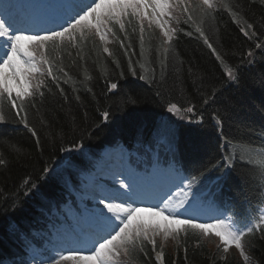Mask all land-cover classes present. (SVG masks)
Listing matches in <instances>:
<instances>
[{
    "label": "trees",
    "instance_id": "trees-1",
    "mask_svg": "<svg viewBox=\"0 0 264 264\" xmlns=\"http://www.w3.org/2000/svg\"><path fill=\"white\" fill-rule=\"evenodd\" d=\"M230 2L240 5V24L231 18L227 9L220 7L218 1L212 17L205 19L201 27L208 41L225 56L229 66L239 69L238 85L223 77L219 62L196 32L193 20L200 23L196 3L175 23L177 26L170 46L154 27L143 24L141 33L140 22L132 19L131 24L126 23L125 32H120L118 26L113 28L119 40L110 35L112 56L103 52L98 36L89 37L80 49L50 53V59L62 58L64 70L73 79L67 84L61 79L60 87L64 88L65 95H60L51 84V78L43 77L51 94L45 92V98L34 109H28V120L36 129L39 144L15 117L8 100L3 101L6 122L0 123V134L10 138L11 145L18 151L0 141V153L7 157V163L0 165V191L5 196L17 197L22 204L12 211L11 200L5 203L0 198V256L14 258L18 264L24 258L21 243L10 231V225L17 224L27 231L54 221L53 209L62 204L66 193L61 175L53 170L64 152L62 146L71 148L72 141L81 142L88 153L96 156L108 145L137 148L139 144L150 143L168 103L181 99L185 102L191 100L196 105L195 112L189 114L196 122L181 124L177 130L182 167L190 174L194 167L210 162L222 163L231 154L233 166L228 170L222 191L217 193V203L242 223L259 215L257 206L264 205V87L261 86L264 80V0ZM245 11L247 16L243 15ZM190 15L192 19H189ZM245 20L253 24L254 35L250 34V37L240 31ZM120 40L124 41V47H121ZM162 43L169 48L168 68L163 76L159 71ZM257 43L260 48L255 47ZM125 48H128L127 53ZM249 51L253 53L251 62L247 55ZM132 68L136 69L135 76ZM175 68H179V72ZM53 72L60 75L55 68ZM85 73L90 79L85 78ZM153 75L158 83L152 82ZM109 82H116L118 89L109 92ZM209 82L223 91L215 102L204 105L200 103V97L207 94ZM201 88L205 91L201 92ZM158 89L160 95H157ZM125 93H134L138 97L137 105L122 108L120 101ZM105 110L111 114L108 123L102 121ZM218 119L222 121L219 127ZM52 140L57 142L55 146ZM72 160L74 164L81 161L76 155ZM193 160L196 165L191 163ZM45 166L52 171L42 175ZM224 174L223 168L207 172L211 181L209 189H212L215 178ZM27 178H31L37 188L25 195L23 181ZM49 206L52 207L51 213L47 211ZM179 237L170 248L162 247L165 264H244L234 248L223 259L221 245L213 240L214 237L205 236L199 230H188L187 237L183 234ZM40 240L44 243L50 239L42 237ZM243 243L245 252L254 263L264 264V239L260 234L245 235ZM145 252L137 250L131 257H126L127 264H157L147 242Z\"/></svg>",
    "mask_w": 264,
    "mask_h": 264
},
{
    "label": "snow or ice",
    "instance_id": "snow-or-ice-1",
    "mask_svg": "<svg viewBox=\"0 0 264 264\" xmlns=\"http://www.w3.org/2000/svg\"><path fill=\"white\" fill-rule=\"evenodd\" d=\"M220 7L227 9L231 18L237 23H241L240 5L233 4L230 0H219ZM17 7L12 0H0V123H5V113L3 101L8 100L9 107L14 111L19 122L31 132L40 143L36 129L30 126L28 120V109H34L36 104L45 98V92L51 94V88L45 84L43 77H50L51 84L57 89L58 94L65 95L64 88L60 87L61 79L67 84L73 79L64 70L63 60L56 56L50 59V53H58L68 48L80 49L81 45L89 37L98 36L99 40L107 43L106 37L113 36L117 40L119 37L113 28L118 26L120 32H125V25L131 24L132 19L141 24L140 31L143 33V21L149 19L150 24L155 23L163 32L169 46L173 40L170 34L174 29H167L166 22L161 23L159 17L167 14L170 7V0H56L55 3L35 5L40 11L30 15L25 19L14 17L12 9ZM153 9V17L149 18L147 10ZM214 9L213 0H197L195 10L199 11L200 23L195 30L204 39V43L215 56L221 66L223 77L233 85H238L240 81L239 69L229 66L225 56L217 51V48L208 41L201 24L204 20L212 17ZM235 9V10H234ZM187 11V9H185ZM244 16L248 15L245 11ZM189 19H192L191 15ZM253 24L244 21L240 31L246 36L254 35ZM135 31V29H133ZM126 34V33H125ZM191 35V33H189ZM121 47L124 41L120 40ZM255 47L260 48L257 43ZM141 50L143 51V37L141 36ZM128 48H125L127 53ZM103 52L108 56L113 53L108 47H103ZM168 47L161 44V60L159 71L161 76L168 68L167 55ZM249 61L253 53H247ZM131 62V61H130ZM75 64L76 62L73 61ZM117 63V67H118ZM144 67L143 64L140 65ZM54 68L60 75H55ZM136 75V69H130ZM155 69L153 72L155 73ZM179 72V68H175ZM122 75V73H121ZM85 78L87 77L85 73ZM144 79L143 76L139 77ZM153 83H158L153 75ZM203 83V81H201ZM206 90V95H201L200 103L207 105L215 102L217 96L223 89H218L216 84L211 82ZM264 87V80L261 81ZM44 91H41V89ZM118 89L116 82H109L108 91L113 92ZM204 92L205 89H200ZM157 95H160L159 89ZM28 98L27 101L25 98ZM39 97V101L37 100ZM138 103V97L134 93H125L120 101V106L134 107ZM196 105L183 99L177 102H169L167 112L170 115L183 113L182 119H187L189 124L196 122L189 114H193ZM110 112L105 110L102 113V121L108 123ZM222 121L217 120V127ZM0 141H3L12 150L18 151L11 145L10 138L0 134ZM53 146L57 143L51 141ZM138 143H143L138 141ZM82 147L81 142L72 141V147L62 146L65 153L76 151ZM151 161L156 172L165 176L173 184V188L183 193V199L174 198L173 189H169L164 195H158V202L147 208L138 206L143 202L147 193L140 189L131 174L116 173L112 187L97 197V208L89 211L87 227L81 226L80 219L77 218L75 225L66 229L64 233L57 230V239L49 240L50 248H45L38 234L32 230H23L17 224L10 225L16 239L21 243V252L24 255L19 264H118L121 256L131 257L137 250L145 252V243L152 245L155 258L163 264V251H156V240L152 237L158 232H163L165 236L175 234L179 237L183 234L188 236V230L195 232L199 230L201 234L213 233L218 237L227 252L231 245L244 254L245 235L259 233L264 239V213L250 218L246 223L234 215H226L220 204L217 203V193L222 191V184L228 178V170L231 169L233 157L229 154L223 162H210L202 167H194L193 171L185 175L182 165L175 158L176 154V134L170 122H165L157 130L156 136L151 143ZM163 153H170L172 159H164L161 166L160 157ZM7 163V157L0 153V165ZM196 165L195 160L191 161ZM225 169V174L215 178L212 189L207 177V172L215 169ZM52 169L45 166L41 173L47 175ZM37 188V184L27 178L23 181V193L31 194ZM0 198L5 203L11 200L9 205L12 211L21 207L22 202L17 197L5 196L0 191ZM49 213L52 207L47 208ZM144 211L150 212L153 216L163 217L166 224H148L138 217ZM260 212L259 209L256 210ZM203 220V222H197ZM87 252V254H82ZM185 252L187 249L185 248ZM147 253L145 252V255ZM245 261L249 259L244 255ZM0 264H4L0 261ZM10 264H18L12 258Z\"/></svg>",
    "mask_w": 264,
    "mask_h": 264
},
{
    "label": "rangeland",
    "instance_id": "rangeland-1",
    "mask_svg": "<svg viewBox=\"0 0 264 264\" xmlns=\"http://www.w3.org/2000/svg\"><path fill=\"white\" fill-rule=\"evenodd\" d=\"M56 2V0H47V4H49V3H55ZM215 2H216V0H213V5L215 4ZM166 12H167V10H166ZM178 14V13H177ZM176 14V15H177ZM166 16H167V14L166 15H164L163 17L166 19ZM173 19H175V17L173 18ZM166 22V21H165ZM166 28L167 29H170L169 28V24H167V22H166ZM106 41H107V39H106ZM184 114L183 113H181V114H178V115H175V116H173V115H170L168 112H166L165 113V115L163 116V119H162V121H161V124L157 127V130L158 129H160V127H161V125L163 124V123H165V122H170L171 124H172V126H173V128L175 129V125H176V123H178V122H187V119H182L181 118V116H183ZM157 130H156V132H155V134L157 133ZM146 156H147V154H146ZM66 162H67V158H63L59 163H58V166L59 167H66ZM142 163L144 164V166L146 167V169H150L151 168V166H153V162L150 160V159H148L147 157L145 158V160L144 161H142ZM163 167V166H162ZM140 173H143L142 171H137V170H135V169H133V176H136V175H139ZM81 188H83V185H82V187ZM77 195H76V199H77V202H74L73 203V205H76V206H79V204L82 206V207H84V208H89V207H91V208H94L93 206H90V202H87V201H85L84 199H83V197L85 196V194L80 190L78 193H76ZM89 203V204H88ZM80 206V207H81ZM86 206V207H85ZM81 207V208H82ZM69 210H70V214L73 216L74 214H73V212H72V208H69ZM88 212L90 211V210H87ZM87 211L85 210V213H87ZM66 216H67V214H66ZM68 217V216H67ZM82 219H85V215L80 219V220H82ZM142 221H144V220H142ZM73 222V221H72ZM144 222H146V223H148V224H153V223H157V221L156 220H148V221H144ZM75 225V222H73V226ZM68 224H64V223H62L60 226H59V228H56L55 230H56V232H57V230H59L61 233H64V231L66 230V229H70L71 227L69 226ZM161 233V235H162V237L165 239V240H169V239H172V238H174V236H175V234H169V235H167V236H165V234L161 231V232H158V233H156L157 235L158 234H160ZM214 233V232H213ZM56 237H57V234H55L54 236H53V238H52V240H55L56 239ZM216 237V236H215ZM218 238V237H217ZM215 241V240H214ZM82 254H87V252H84V253H82ZM69 264H70V262H69Z\"/></svg>",
    "mask_w": 264,
    "mask_h": 264
},
{
    "label": "bare ground",
    "instance_id": "bare-ground-1",
    "mask_svg": "<svg viewBox=\"0 0 264 264\" xmlns=\"http://www.w3.org/2000/svg\"><path fill=\"white\" fill-rule=\"evenodd\" d=\"M33 11H34V13H38L37 11H36V9L34 8L33 9ZM147 12H148V14H149V17H153V9L152 8H149L148 10H147ZM159 19H160V21H161V23H164V19L162 18V17H159ZM167 185H169L168 183H167ZM92 186V185H91ZM95 188V190L97 191V193H99V194H101L100 192H99V190L97 189V187L95 186L94 187ZM171 188V186H169L166 190L168 191L169 189ZM150 190V189H149ZM174 192V198H179V199H183V196H184V194L183 193H178L176 190H174L173 191ZM141 204H139L138 206H140ZM142 206V205H141ZM138 219H156L159 223H161V224H166L167 222L166 221H164L163 220V217H159V216H153L150 212H147V211H144V212H142L141 214H140V216L138 217ZM43 228V227H42ZM43 230V229H42ZM42 232V231H41ZM40 232V233H41ZM8 259H9V257H8Z\"/></svg>",
    "mask_w": 264,
    "mask_h": 264
}]
</instances>
